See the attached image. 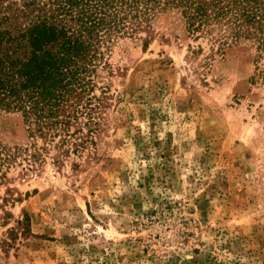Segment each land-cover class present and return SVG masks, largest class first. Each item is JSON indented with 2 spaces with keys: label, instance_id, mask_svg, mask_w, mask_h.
I'll return each mask as SVG.
<instances>
[{
  "label": "rangeland",
  "instance_id": "rangeland-1",
  "mask_svg": "<svg viewBox=\"0 0 264 264\" xmlns=\"http://www.w3.org/2000/svg\"><path fill=\"white\" fill-rule=\"evenodd\" d=\"M212 36L166 9L105 52L68 129L0 112V264H264V80Z\"/></svg>",
  "mask_w": 264,
  "mask_h": 264
},
{
  "label": "trees",
  "instance_id": "trees-1",
  "mask_svg": "<svg viewBox=\"0 0 264 264\" xmlns=\"http://www.w3.org/2000/svg\"><path fill=\"white\" fill-rule=\"evenodd\" d=\"M7 1L0 0V112H20L30 134L68 129L105 52L166 9L223 46L250 42L252 81L264 80V0ZM17 152L0 142V182Z\"/></svg>",
  "mask_w": 264,
  "mask_h": 264
}]
</instances>
